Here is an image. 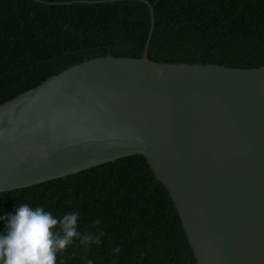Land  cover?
Here are the masks:
<instances>
[{
	"label": "water",
	"instance_id": "95a60500",
	"mask_svg": "<svg viewBox=\"0 0 264 264\" xmlns=\"http://www.w3.org/2000/svg\"><path fill=\"white\" fill-rule=\"evenodd\" d=\"M100 56L0 104V193L143 156L195 264H264V65Z\"/></svg>",
	"mask_w": 264,
	"mask_h": 264
},
{
	"label": "trees",
	"instance_id": "16d2710c",
	"mask_svg": "<svg viewBox=\"0 0 264 264\" xmlns=\"http://www.w3.org/2000/svg\"><path fill=\"white\" fill-rule=\"evenodd\" d=\"M154 23L149 59L167 63L264 65V0H0V104L69 66L94 57L138 58ZM19 203L57 217L78 212L79 241L62 264H195L176 209L143 156L0 193V218ZM0 219V234L6 232ZM118 246L119 254L112 252Z\"/></svg>",
	"mask_w": 264,
	"mask_h": 264
},
{
	"label": "clouds",
	"instance_id": "9594fccd",
	"mask_svg": "<svg viewBox=\"0 0 264 264\" xmlns=\"http://www.w3.org/2000/svg\"><path fill=\"white\" fill-rule=\"evenodd\" d=\"M4 219L6 232L0 234V264H62L59 257L79 241L85 249L99 245L105 231L99 219L93 222L95 233L87 227L78 230L79 213L72 211L55 216L51 210L42 206L32 207L28 203H19L14 215ZM112 252L119 254L118 246ZM87 264H93L87 260Z\"/></svg>",
	"mask_w": 264,
	"mask_h": 264
}]
</instances>
